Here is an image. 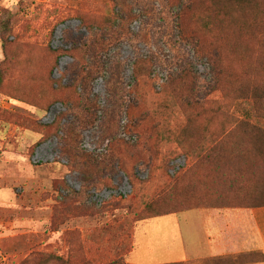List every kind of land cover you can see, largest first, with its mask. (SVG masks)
<instances>
[{
    "label": "rangeland",
    "instance_id": "1",
    "mask_svg": "<svg viewBox=\"0 0 264 264\" xmlns=\"http://www.w3.org/2000/svg\"><path fill=\"white\" fill-rule=\"evenodd\" d=\"M115 5L111 0H0V64L5 58L2 36L11 42L16 55L9 86L0 91V264H47L43 254L51 252L69 259V264H126L135 225L151 216L144 213L141 197L157 194L177 172L172 171L174 162L185 157L173 160L181 152L177 143L151 133L154 126L173 128L179 121L158 114L136 127L129 113L136 97L133 68L138 56L154 61L157 91L176 59L192 63L199 84L211 78L205 58L177 35L165 0H122L120 10L129 15L133 9L134 16L104 56L109 65L119 62L117 73L124 88L121 119L114 129L118 138L139 145L134 150L142 153L141 159L127 157L123 160L126 171L116 162L113 172L108 170L102 179H93L84 172L75 152L68 151L65 132L53 133L54 129L47 127L60 118L63 125L78 128L74 143L78 151L98 158L108 153L112 140L103 131L107 128L105 111L110 107L106 77L93 81L99 109L93 123L85 127L79 125L78 109L60 100L52 102L53 93H57L51 90L49 97L43 78L52 62L47 46L68 48L73 41L93 38L82 25L79 11L101 21ZM5 23L13 33L4 32ZM28 56L33 58L31 64ZM74 61L70 55H61L52 77L69 82ZM197 90L203 92L201 87ZM46 102L52 103L46 108ZM245 103L249 106V101ZM239 110L237 115L244 118V110ZM185 160L186 166L191 164L187 157Z\"/></svg>",
    "mask_w": 264,
    "mask_h": 264
},
{
    "label": "trees",
    "instance_id": "2",
    "mask_svg": "<svg viewBox=\"0 0 264 264\" xmlns=\"http://www.w3.org/2000/svg\"><path fill=\"white\" fill-rule=\"evenodd\" d=\"M111 1L116 5L101 21L96 15L79 11L81 23L91 32L92 39L73 41L68 48H45L52 61L43 78L49 97L51 90H55L52 102L60 100L78 109L82 127L93 123L99 109V98L92 91L93 81L98 76L107 79L110 107L105 111L107 128L103 131L112 145L105 156L98 158L75 148L76 126L63 125L60 118L47 126L54 129L53 133L65 132L68 151L75 152L82 169L93 179H102V175L109 174L108 170L113 172L116 162L126 171L123 160L131 157L139 161L142 154L134 150L139 145L132 146L118 138L114 129L121 119L124 88L117 73L119 62L109 65L104 56L121 39L122 30L134 14L133 9L129 15L120 10L122 0ZM165 4L172 11L177 35L205 58L211 78L199 84L192 63L176 59L157 91L154 61L142 56L135 59L136 97L129 105L133 126L141 127L158 114L176 119L179 122L173 128L165 126L161 130L154 126L151 133L160 140L177 143L181 152L173 160L185 156L191 161L168 175L157 194L141 197L144 213L155 216L202 207H264V0H165ZM4 27L5 33H13L9 24ZM128 33L125 31L126 37ZM2 40L5 58L0 64V91L9 86L16 56L7 37L2 36ZM63 54L75 58L74 74L67 83L52 77ZM26 60L28 64L33 62L30 56ZM16 91L22 97V88ZM52 102H46L45 107ZM236 109L244 110V118L237 115ZM137 133L142 136L141 131ZM43 256L47 264L70 263L55 252Z\"/></svg>",
    "mask_w": 264,
    "mask_h": 264
},
{
    "label": "crops",
    "instance_id": "3",
    "mask_svg": "<svg viewBox=\"0 0 264 264\" xmlns=\"http://www.w3.org/2000/svg\"><path fill=\"white\" fill-rule=\"evenodd\" d=\"M194 209L140 220L126 264H264V207Z\"/></svg>",
    "mask_w": 264,
    "mask_h": 264
},
{
    "label": "built area",
    "instance_id": "4",
    "mask_svg": "<svg viewBox=\"0 0 264 264\" xmlns=\"http://www.w3.org/2000/svg\"><path fill=\"white\" fill-rule=\"evenodd\" d=\"M185 157H180L174 162V166L172 167V171L175 172L181 168V166L185 165Z\"/></svg>",
    "mask_w": 264,
    "mask_h": 264
}]
</instances>
